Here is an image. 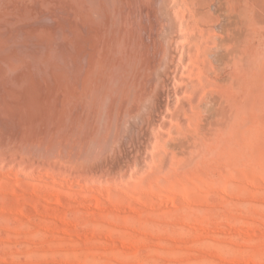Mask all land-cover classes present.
Segmentation results:
<instances>
[{
    "label": "rangeland",
    "instance_id": "374dc122",
    "mask_svg": "<svg viewBox=\"0 0 264 264\" xmlns=\"http://www.w3.org/2000/svg\"><path fill=\"white\" fill-rule=\"evenodd\" d=\"M191 1L169 0V45L145 40L158 102L120 142L90 161L0 150V264H264V0Z\"/></svg>",
    "mask_w": 264,
    "mask_h": 264
},
{
    "label": "bare ground",
    "instance_id": "6f19581e",
    "mask_svg": "<svg viewBox=\"0 0 264 264\" xmlns=\"http://www.w3.org/2000/svg\"><path fill=\"white\" fill-rule=\"evenodd\" d=\"M148 1L0 0V150L12 148L20 157L48 161L77 154V160L90 161L109 149L115 139L120 142L117 129L120 125L123 129L130 117L141 122V108L148 113L158 102L155 87L148 86L154 69L145 59L154 58L157 51L150 50L145 40L152 39L155 47L160 28L159 46L164 41L169 45L176 23L168 11L169 0L150 1H155L151 7H156L158 21L155 10L149 11ZM190 3L196 10L195 1ZM235 35H239L236 43L250 44L247 35ZM160 47H156L162 52L159 69L165 65L164 59L170 63L169 51L165 54ZM238 53L237 60H242L243 53Z\"/></svg>",
    "mask_w": 264,
    "mask_h": 264
}]
</instances>
